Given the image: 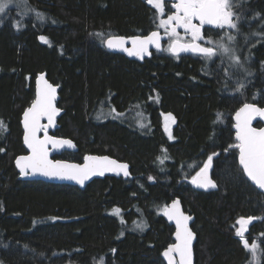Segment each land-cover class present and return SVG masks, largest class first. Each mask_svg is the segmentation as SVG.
<instances>
[{"label":"trees","instance_id":"trees-1","mask_svg":"<svg viewBox=\"0 0 264 264\" xmlns=\"http://www.w3.org/2000/svg\"><path fill=\"white\" fill-rule=\"evenodd\" d=\"M22 1L0 17V264H166L175 228L164 214L177 197L195 216L196 264H264V195L239 166L233 130L242 104L264 106V0H234L239 64L167 49L141 63L107 50L111 35L158 29L146 0ZM40 72L60 87L56 134L79 148L56 158L108 154L131 176L85 189L20 178L22 114ZM210 155L218 189L197 190L192 177ZM240 217L256 218L255 259L236 234ZM137 222L146 229L130 230Z\"/></svg>","mask_w":264,"mask_h":264},{"label":"snow or ice","instance_id":"snow-or-ice-1","mask_svg":"<svg viewBox=\"0 0 264 264\" xmlns=\"http://www.w3.org/2000/svg\"><path fill=\"white\" fill-rule=\"evenodd\" d=\"M12 2L13 0H0V13H4ZM146 2L155 9V16L159 20L157 27L163 28L165 35L169 36L168 52L173 55H178L181 52H191L206 59H212L219 54L228 56L234 63L239 64L240 58L224 42V37H221L219 41L208 39L207 43L211 46H202L199 43V41L205 40L201 31L204 25H213L219 29H224L225 27L234 30L238 29L236 21L239 17L232 11L235 7L234 0H174L171 4L174 11L167 15L166 18H164V0H146ZM37 17L40 20L44 19L43 15L39 13H37ZM194 19L198 20L199 23H194ZM16 26L19 28V23ZM177 28H182L185 34L190 36V42H181L183 38L180 37ZM225 36L229 42L236 39L230 33H225ZM40 39L45 40V37L42 36ZM128 39L131 40V48L124 47ZM160 40V32L153 31L147 36H133L130 38L109 37L104 43L109 48H122L129 55L143 58L146 54L151 55L149 51L150 45L155 46L157 50L161 49ZM55 94L56 89L45 81V87L38 90L36 99L24 112V142L31 149V155L17 158L16 164L20 167L21 175L30 174L27 170L31 169L32 172H40L46 176L74 179L81 184L90 175L95 174L96 171H99L100 175H103L104 171H123L124 175L127 176L128 166L126 164H117L116 161L109 160L107 157L86 156V163L83 166L64 164L60 161L53 163L48 160L47 144L51 143L55 147L73 146L70 140L54 139L48 137L47 134H45L44 139H40L36 135L38 131L46 127L40 124V118L47 116L49 124H51L59 111L53 103L56 98ZM256 116L264 117V109L252 104H244L236 112V139L239 143L235 147L239 149V164L242 167V171L255 185L264 189V128L257 129L251 126V122ZM2 128L3 122L0 121V129ZM169 137L171 138V134H169ZM0 151L3 150L0 149ZM212 159L213 157L210 155L204 166L192 177L193 184L205 189L216 187L215 182L208 176V169L211 167ZM161 163H163V159H161ZM149 179L153 178L149 177ZM178 204L179 201H173L172 210L165 211L169 219H174L176 222L177 231L175 235L177 243L170 245L163 255L168 258L169 264H173V253L179 254L180 264H190L192 233L188 229L187 222L191 218L178 210ZM113 212L118 215L120 210L114 209ZM253 219V217L240 218L238 223L243 226L250 223ZM145 226L143 222L136 225L141 230ZM245 230L243 228L238 230L237 235L241 237L244 248L255 259L257 252L260 250L259 245L255 241L249 244L248 240L244 238Z\"/></svg>","mask_w":264,"mask_h":264},{"label":"water","instance_id":"water-1","mask_svg":"<svg viewBox=\"0 0 264 264\" xmlns=\"http://www.w3.org/2000/svg\"><path fill=\"white\" fill-rule=\"evenodd\" d=\"M208 26H213V25H208ZM153 31H159L160 32V35H161V40H160V43H161V49L160 50H157L155 48V46H149V51L151 53V55H144L143 58H140L139 56H136V55H129L126 51H124L122 48H109L107 47V45L105 44V47L107 48V50H109L110 52L112 53H120V54H123V55H126L127 57H129L130 59H133V60H136L138 62H144L146 59L148 58H151L155 52H162L164 50V44L166 41H168L169 39V36L168 35H165L164 31L161 30V29H155ZM151 31V32H153ZM150 32V33H151ZM150 33L148 34H145V35H133V36H147L149 35ZM133 36H123V35H111L109 37H124V38H130V37H133ZM107 37V39L109 38ZM106 39V40H107ZM105 40V41H106ZM181 42H184V41H181ZM186 43V42H184ZM200 43V42H199ZM202 46H208V45H204L201 43ZM124 47L126 48H131L132 47V44H131V40L128 39L127 42L125 43ZM180 54H194V53H191V52H181L179 53L178 55ZM42 78V79H41ZM38 80H39V83H38ZM45 81L47 82V84H50L52 85L55 89H56V98L55 100L53 101L55 107L57 109H59V111L57 112L56 116L54 117V120L51 124H49V121H48V118L47 116H42L40 118V124L41 125H44L46 126L45 128H42L40 131L37 132V136L40 138V139H44L45 138V134H47L48 137H52L54 139H58V140H70L72 142V145L71 147L65 145L63 147H55L53 146L51 143L47 144L46 145V148H47V153H48V160L52 161L53 163H55L56 161H60L64 164H74V165H81L83 166L86 161H85V157L86 156H91V157H107L109 158V160H114L117 162V164H126L128 166L127 168V171H128V175H124L123 171H104V174L103 175H100L99 174V171H96L95 174H92L90 175L86 180H84V182L81 184L79 183L77 180H74V179H69V178H61V177H57V176H46V175H43L42 173L40 172H32L31 169H28L27 171L30 173L28 175H21V171H20V167L17 166L16 164V160L17 158L21 157V156H29L31 155V149L28 148L27 144L24 142V135H25V128H24V112L32 105L27 107L23 114H22V120H21V123H22V127H23V131H24V134H23V142H24V146L26 148V151L27 153H24V154H21V155H18L15 159V165L19 171V175H20V178L22 180H41V181H44V182H49V183H65V184H70V185H74V186H78L79 188L81 189H85L88 184H90L93 180L95 179H99V178H104L106 176H110V177H129L132 175V167H131V164L127 161H122L114 156H110L108 154H104V155H98V154H87L83 160L81 162H78V161H70V160H65V159H61V158H56L57 155H60L62 152H65V151H68V152H77L78 151V145L75 143V141L72 139V138H69V137H63V136H59L56 134L58 128L60 127V123H59V119L62 117V115L64 114L65 112V109L62 108L60 105H59V101L61 99V94H60V87L59 85H56L54 84L49 78H48V74L47 72H40L37 74V77H36V80H35V87H36V96H37V92L39 89H42L45 87ZM36 99V97H35ZM34 99V100H35ZM33 100V101H34ZM244 104H252V105H255L256 107L258 108H261V109H264V106L262 105H259L257 103H253V102H247V103H244ZM242 104L240 106V108L243 107ZM239 108V109H240ZM237 109V111L239 110ZM236 111V112H237ZM236 112L233 116V121H234V125H233V130L235 132V138H236V128H235V125H236ZM260 121L263 123V125L261 127H257L256 126V123ZM251 126L253 128H257V129H260V128H264V117H261V116H256L252 122H251ZM237 140V139H236ZM239 142V141H238ZM238 163H239V155H238ZM239 166L241 167V165L239 164ZM242 168V167H241ZM245 174V173H244ZM208 176L209 178L215 182L216 184V187L215 188H201V187H198L196 184H194L195 188L197 190H202V191H213V190H217L218 189V185H217V182L214 180L213 176H212V162H211V167L208 169ZM245 176L247 177V175L245 174ZM248 178V177H247ZM248 180L259 190L263 193L264 195V189H261L259 188L257 185L254 184V182H252L249 178ZM173 201H179V204H178V210L180 212H182L185 216H188L190 217L191 219L188 220L187 222V225H188V229L191 231L192 233V241H191V255H190V264H196V253H195V245H196V242H197V235H196V232L194 231L193 229V222L195 221V216L188 213L185 208H184V205H183V202H182V199L180 197H177L175 198ZM173 201L166 207L165 211L166 210H172V204H173ZM165 215V218L167 220V222L174 226L175 228V234H176V222L174 219H169L168 215L164 214ZM177 243V240H176V235H174V242L170 245H173ZM169 245V246H170ZM169 246L167 247V249L169 248ZM166 249V250H167ZM165 252V251H164ZM173 257H174V260H173V264H180V256L178 253H173ZM163 258H164V261L166 262V264H169V260L167 257H165L163 255Z\"/></svg>","mask_w":264,"mask_h":264},{"label":"rangeland","instance_id":"rangeland-1","mask_svg":"<svg viewBox=\"0 0 264 264\" xmlns=\"http://www.w3.org/2000/svg\"><path fill=\"white\" fill-rule=\"evenodd\" d=\"M170 1H171V0H164V5H165V14H164V18H166L167 15L171 14V13L174 11V9L171 7V3H170ZM22 2H23L22 0H13V2H12L11 4H9V7L5 10V12H6L9 8H11V7L19 6L20 4H22ZM18 4H19V5H18ZM5 12H4V13H5ZM4 13H0V17H1ZM158 23H159V20H158ZM158 29H161V30L164 31L163 28H158ZM218 31H219V33H221V34H219V35H218L219 37H217V38L211 36L212 41H219V40L221 39V37H224V42H225L226 44H228V45L234 50V53H235V55H236L235 46H234V41L229 42V41L227 40V37L225 36V33H230L231 35H233V34H232V29L225 27L224 29H219ZM177 32H178V31H177ZM178 33H179L180 37L183 38L182 41H185V40H188V39L190 40V39H191L190 36H187V35L185 34V32H178ZM203 36H205V34H204ZM169 43H170V40H169V42L166 44V49L168 48ZM217 56H219V54H218ZM236 56H237V55H236ZM225 57H227V58L229 59L228 56H225ZM229 60H231V59H229ZM231 61H232V60H231ZM239 63H240V62H239ZM235 64H236V63H235ZM105 115H106V113H105ZM163 125H164L165 128H167V129H172L173 126H174V123H173V120H171V119L167 120V119H166V120H164V124H163ZM240 218H248V217H240ZM240 218H238V220H237V222H236V225H237L236 234H237V231H238V230H241L242 228H243V229H246V230L244 231V238L248 240V237H247L248 229H249L250 225L256 220V218L253 217L254 219H253L250 223H248V224H246V225H243V226H242L240 223H238V221L240 220ZM139 223H141V222L134 223L132 226H129V229H130V230H136V231H143V230H145V229H146V226H145L142 230L136 227V225L139 224ZM143 224H144V222H143ZM144 225H145V224H144ZM237 236H238V235H237ZM238 237H240V236H238ZM240 238H241V237H240ZM248 242H249V240H248ZM249 244H250V243H249Z\"/></svg>","mask_w":264,"mask_h":264},{"label":"flooded vegetation","instance_id":"flooded-vegetation-1","mask_svg":"<svg viewBox=\"0 0 264 264\" xmlns=\"http://www.w3.org/2000/svg\"><path fill=\"white\" fill-rule=\"evenodd\" d=\"M173 2H174V0H173ZM194 23H199V21L198 20H195L194 19V21H193ZM218 30H219V28H217V27H215V26H208V25H204L203 26V28H202V34L204 35L205 34V40H201V41H199L200 43H202V44H204V45H208V46H211V45H209L208 43H207V40L208 39H211L212 40V38H211V36L212 37H215V35H213V34H216V33H218ZM177 31L178 32H184V30L182 29V28H177ZM210 33H211V35H210ZM169 40L170 39H168V41H166L165 42V44H164V50L166 49V44L169 42ZM184 42H190V40L188 39V40H185ZM163 50V51H164ZM162 51V52H163ZM168 118H170V117H168ZM258 122H260V121H258ZM258 122L256 123V126L257 127H261L262 125H263V123H262V125L261 126H259L258 125Z\"/></svg>","mask_w":264,"mask_h":264}]
</instances>
